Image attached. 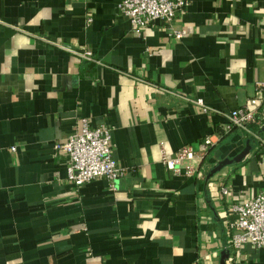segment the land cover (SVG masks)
<instances>
[{"label":"crops","instance_id":"1","mask_svg":"<svg viewBox=\"0 0 264 264\" xmlns=\"http://www.w3.org/2000/svg\"><path fill=\"white\" fill-rule=\"evenodd\" d=\"M120 1L0 0V264H264L227 223L264 187V0H188L141 32ZM245 105L258 137L228 126ZM83 118L111 128L114 184L67 177L55 143Z\"/></svg>","mask_w":264,"mask_h":264},{"label":"built area","instance_id":"2","mask_svg":"<svg viewBox=\"0 0 264 264\" xmlns=\"http://www.w3.org/2000/svg\"><path fill=\"white\" fill-rule=\"evenodd\" d=\"M188 0H121L118 9L129 16L132 28L141 32L156 20L171 23L177 13L184 9ZM186 30H174L176 36L185 35ZM85 58H92V51H78ZM256 98L264 99V81L258 83ZM228 126H237L256 137L259 135L251 125L258 122L256 110L248 105L233 108L227 113ZM111 128L106 124H90L87 118L82 120V128L68 136L65 140L55 143V148L64 150L68 155L67 177L80 186L96 177H107L113 184L124 175L125 169L118 163L111 141ZM211 143L207 138L203 143L205 150ZM194 150L189 146L180 148L176 156L164 158V162L175 172L180 171L179 164L191 157ZM194 168L189 166L188 172ZM222 192H228V186L222 185ZM231 218L228 228L231 232L230 247L240 248L245 243L264 248V187L252 199L231 204ZM233 217V218H232Z\"/></svg>","mask_w":264,"mask_h":264},{"label":"water","instance_id":"3","mask_svg":"<svg viewBox=\"0 0 264 264\" xmlns=\"http://www.w3.org/2000/svg\"><path fill=\"white\" fill-rule=\"evenodd\" d=\"M250 148H251V144L248 143L246 148L242 152H240L238 155H236L235 157H233V158H224V159L220 160L215 166H213L211 168L209 176L213 175L214 173H216L217 171L222 169L225 165H227L229 163H232L235 160L242 159V157L245 156L249 152ZM226 255H229V252H226V254L224 256H226ZM224 263H225V259L223 258L222 259V264H224Z\"/></svg>","mask_w":264,"mask_h":264}]
</instances>
